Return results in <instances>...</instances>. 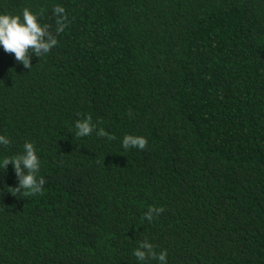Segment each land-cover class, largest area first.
Wrapping results in <instances>:
<instances>
[{"label":"trees","instance_id":"16d2710c","mask_svg":"<svg viewBox=\"0 0 264 264\" xmlns=\"http://www.w3.org/2000/svg\"><path fill=\"white\" fill-rule=\"evenodd\" d=\"M25 7L58 44L31 69L0 46V264H159L145 239L167 264H264V0H0ZM25 142L42 194L2 167Z\"/></svg>","mask_w":264,"mask_h":264},{"label":"clouds","instance_id":"9594fccd","mask_svg":"<svg viewBox=\"0 0 264 264\" xmlns=\"http://www.w3.org/2000/svg\"><path fill=\"white\" fill-rule=\"evenodd\" d=\"M56 16V34L62 33L68 26V16L64 7L56 5L53 9ZM43 9H41V14ZM58 40L49 31V25L38 22L37 14L25 7L21 15H11L8 13L0 14V46L9 54H14L15 60L25 68H32L31 54L41 57L49 53L56 45ZM77 137H85L96 130V125L92 123L91 117L78 119L74 125ZM98 137L115 139L105 129L100 128L96 131ZM10 140L0 135V145L8 146ZM148 145V140L143 136L125 134L122 138L124 149L137 148L144 150ZM12 164L18 178V187L13 188V192L23 195L42 194L43 185L46 183L43 177L37 176L40 168V160L36 154L34 144L25 142L23 152L12 157H5L2 167L6 170ZM23 190V191H22ZM165 209L163 207L151 206L144 213V218L152 221L157 218ZM139 246L133 250L134 256L138 261L157 260L159 264H167V251L157 253L154 246L146 239L138 242Z\"/></svg>","mask_w":264,"mask_h":264}]
</instances>
